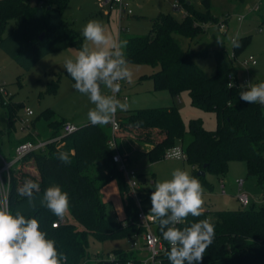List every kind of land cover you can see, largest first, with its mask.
<instances>
[{"label":"trees","instance_id":"1","mask_svg":"<svg viewBox=\"0 0 264 264\" xmlns=\"http://www.w3.org/2000/svg\"><path fill=\"white\" fill-rule=\"evenodd\" d=\"M69 1L37 0L33 5L31 0H0V49L21 68L29 70L50 53L81 47L82 37L64 21V9ZM178 1L187 9L184 21L179 22L172 15L161 13L152 19L149 35L120 38V41L127 42L125 58L128 63L157 69L151 76L156 90H169L173 97L188 92L194 107L214 112L217 129L207 131L202 121L192 119L186 130L176 107L147 108L130 112L119 120L121 130L118 137L125 131L136 130L137 141L153 146L146 156L151 162H158L176 141L189 135L191 140L184 151L185 159L192 166L193 177L199 180L203 190L213 188L207 180L208 174L222 179L233 161L245 162L248 174L264 188V105L241 100L240 92L247 87L239 86L236 78H233L232 88L226 87L231 82L234 66L221 51L214 52L216 71L208 76L195 57H207L209 53L183 48L175 35L194 41L205 32L204 24L216 22V19L210 12L211 0L202 1L206 12L195 11L187 0ZM11 23L13 26L9 30ZM43 34L45 36L41 39ZM249 40V37L235 39L233 54L237 56ZM0 102L8 122L13 124L23 104L15 105L11 100L5 104L1 95ZM43 115L48 121L53 118L48 112ZM65 124V121L50 122L53 129L50 139L60 135ZM110 137L109 125L88 123L65 137L64 142L68 141L65 147L58 148L56 143H50L45 149L30 153L24 163L32 161L36 175L24 169L12 175L10 212L15 215L19 211L28 218L37 219L40 230L47 233V238L55 241L58 252L67 257L66 264H143L141 255L133 249L115 251L112 261L92 258L88 253L90 235L105 241L134 237L142 232L138 226L139 206L129 195L126 176L113 162ZM26 141H36V138L29 134L17 141L13 149ZM71 150L75 151L74 155L70 154ZM61 152L68 153V163L58 159ZM200 170L206 172L204 177L197 175ZM143 176L145 174L139 173L140 196L145 201L154 189L147 188ZM26 179L40 184L32 205L17 192ZM111 181L118 184L126 212L124 220H112L107 216V205L101 192ZM52 185H59L68 193L69 207L63 218L54 215L41 203L45 189ZM67 212L73 223L67 222ZM61 219H66V223L53 227V223ZM205 219L214 225L215 236L201 264H264V206L220 210L206 205L202 215H189L176 226L183 229ZM123 221L127 223L126 227H123ZM156 232L162 236L159 226ZM167 252L160 256V264H170Z\"/></svg>","mask_w":264,"mask_h":264},{"label":"rangeland","instance_id":"2","mask_svg":"<svg viewBox=\"0 0 264 264\" xmlns=\"http://www.w3.org/2000/svg\"><path fill=\"white\" fill-rule=\"evenodd\" d=\"M37 0H31L34 5ZM195 11L206 12L203 0H187ZM129 8L134 16H125L120 20L117 9L110 10L104 5L102 0H70L64 9V21L68 27L82 37V45L86 43L82 36V29L90 20L100 21L106 33L120 41L130 36H147L152 29V19L161 13L172 15L177 21L183 22L187 9L176 10L174 4L182 5L178 0H128ZM210 12L216 22H206L205 32L197 36L194 41L175 35L183 48L195 52L207 51V57H195L197 64L208 76H212L216 71L214 52L221 51L227 61L234 66L233 78H236L239 86L247 87L248 84H259L264 82V0H211ZM243 17V18H242ZM241 18V20H239ZM225 28L221 30V23ZM13 23L10 24L9 30ZM262 29V32L259 30ZM249 37L247 46L234 56V40L237 38ZM81 47H69L57 52L50 53L40 59L31 69L24 70L17 61L9 57L0 49V86L5 88L9 100L13 104H23L17 111V116L13 124L7 120L5 109L0 102V150L7 159H11L14 154L12 148L17 141H21L33 134L35 138L45 141L52 137L53 129L50 122L65 121L72 123L76 127L84 126L88 123L87 113L93 108L88 97L82 95L74 89V82L67 76L64 69V60L74 58ZM255 59L256 65L244 66V59ZM128 68L132 73V82L121 81V88L116 97L122 102H127L130 107L126 112L117 111L115 116L121 120L128 113L140 109H153L163 107H176L188 130L189 122L192 119L202 121L203 127L207 131L217 129V117L212 111H206L194 107L191 103L188 92H182L179 96L173 97L169 90H156L154 80L151 76L157 70L150 65H138L128 63ZM102 87V92L111 95L110 90ZM128 98L126 101L125 99ZM4 100V99H3ZM26 110L33 111L31 120V130L23 132L20 128L19 119L23 118ZM48 112L53 115L51 121L44 117ZM137 131H125L126 138L119 139V151L122 154H131L133 165L141 174H145L142 179H146L147 188L154 189L156 182L171 179L174 169L186 170L193 176V168L185 159V149L191 140L187 135L184 140L176 141L173 148L180 149L182 156L164 157L158 162H151L150 159L141 152L133 153V144L137 141ZM63 134V130L61 131ZM68 141L58 146L63 148ZM172 148V149H173ZM169 151V150H168ZM168 153V152H167ZM71 155L75 154L71 150ZM134 154V155H133ZM30 168V162L27 163ZM28 171V170H27ZM33 175L34 172L29 171ZM155 176L154 181L152 176ZM226 183L227 195L221 193L222 188L219 178L208 174L207 180L213 186L212 189L204 188L203 207L211 205L220 210H239L245 207L240 203L238 195L240 191L231 189V183L237 180H244L245 191L249 195L257 196L258 206H264V188L259 186L257 179L248 174L247 164L243 161H233L229 165V171L223 177ZM154 182V184H152ZM103 200L107 205L108 218L115 220L125 218V209L118 192L116 181H111L103 191ZM142 206L149 213L151 209L150 198L142 202ZM68 223L74 221L67 212ZM136 240L134 237L109 239L105 241L97 240L93 235L89 236L88 253L92 258L101 257L108 259L114 252L123 249L130 250Z\"/></svg>","mask_w":264,"mask_h":264},{"label":"clouds","instance_id":"3","mask_svg":"<svg viewBox=\"0 0 264 264\" xmlns=\"http://www.w3.org/2000/svg\"><path fill=\"white\" fill-rule=\"evenodd\" d=\"M81 34L86 43L74 58L64 60V69L75 81L74 89L87 96L94 105L87 113L91 125H109L114 123L118 110L126 112L130 107L116 97L121 81L132 82L124 53L127 42L106 33L98 20L88 21ZM101 86L112 94H104ZM233 86L231 82L226 85L227 88ZM240 99L249 104L264 105V82L248 84L247 89L240 92ZM168 155L179 159L182 153L173 148ZM58 159L68 163L69 155L61 152ZM39 191L40 184L32 179H26L17 189L18 195L26 198L30 205ZM203 191L199 180L180 168L173 170L171 179L154 185L151 209L146 217L158 222L163 239L170 246L167 252L170 264H201L213 242L215 228L207 219L183 229L176 226L189 215H202ZM41 203L63 218L69 207V196L59 185H52L45 189ZM66 260L67 257L58 252L55 241L40 230L37 219L28 218L19 211L13 215L6 205L0 204V264H66Z\"/></svg>","mask_w":264,"mask_h":264},{"label":"built area","instance_id":"4","mask_svg":"<svg viewBox=\"0 0 264 264\" xmlns=\"http://www.w3.org/2000/svg\"><path fill=\"white\" fill-rule=\"evenodd\" d=\"M104 5L110 7V10L117 9L120 20L125 16H133L132 10L129 8L128 0H102ZM173 8L176 10L184 8L182 5L174 4ZM187 14V12H186ZM243 18V17H242ZM241 20V18L239 19ZM221 30L225 28L224 22L221 23L220 27ZM262 32V29L259 30ZM235 56V55H234ZM236 57V56H235ZM244 66L248 65H256L257 61L253 58L251 59H244L242 61ZM231 83L233 82V76H230ZM121 84V82H120ZM118 94V93H117ZM0 95L4 99V103L7 104L9 102L8 93H6L5 88L0 86ZM126 101L128 98L125 99ZM33 111L26 110L25 115L23 118L19 119L20 128L23 132L30 131L31 125L33 121L31 117L33 116ZM111 127V137L109 140V146L112 150H114L113 155V162L117 165L119 171L124 173L127 178L129 184V195L133 197L136 201V204L139 206L138 212V226L142 229L141 233L134 235V240L132 244L133 250H136L141 255L143 264H160V256L166 253L170 246L167 241L163 239V236L157 234L156 229L159 226L158 222H153L149 220L146 216L148 212L142 206V199L140 196L141 191V182L139 178V172L131 163V160L128 155L122 154L119 151L118 145V133L121 130L120 121L117 117H114V123L109 124ZM76 127L72 123H66L63 127V134H60L52 139L47 141H26L20 143L15 149L12 158L9 160L7 159L4 154L0 151V204L6 205L8 210L10 211V194L12 188V178L13 173L17 171H21L24 166L25 158L32 152L40 151L45 149L46 146L50 143H56L57 146H60L64 143V139L67 135L72 134L77 130ZM31 134V133H30ZM168 156V153L165 157ZM185 156V155H184ZM237 184L239 186V195L238 199L240 203L244 207L249 206V195L244 190V180H238ZM222 194L227 195L225 185H221ZM66 219H61L53 223V227H58L59 225L65 224ZM55 225V226H54ZM127 223L123 221V227H126ZM108 260H114V256L112 255Z\"/></svg>","mask_w":264,"mask_h":264},{"label":"crops","instance_id":"5","mask_svg":"<svg viewBox=\"0 0 264 264\" xmlns=\"http://www.w3.org/2000/svg\"><path fill=\"white\" fill-rule=\"evenodd\" d=\"M134 16V15H133ZM120 138H126V135L124 136V134H122V136L120 137ZM120 138H118V145H119V139ZM37 140H39L38 138H36ZM49 140V139H48ZM42 141V140H41ZM45 141H47V140H45ZM133 146V153H135V152H141V153H143V154H147V152L150 150V148H152L153 146L152 145H150V144H148V143H144V144H140V143H136V145H132ZM12 148H14V146L12 147ZM125 155H128L129 156V158H130V160H131V163L133 164L134 162H133V160H132V155L129 153V154H125ZM134 155V154H133ZM134 166V165H133ZM25 171H32V172H34V174H36V168H35V166H34V163L31 161L30 162V168H29V166L27 165V164H25V166H24V168H23ZM238 181V180H237ZM237 181H234V182H232L231 183V189L232 190H234L235 188H237L238 190H239V186H238V184H237ZM219 182H220V184L222 185V184H224L225 185V187L227 186L226 185V183L224 182V179L222 178V179H220L219 180ZM116 184H117V182H116ZM245 184H246V182L244 181V190H245ZM107 187V185L102 189V197H103V191H104V189ZM117 188H118V192H119V194H120V190H119V187H118V184H117ZM226 189V188H225ZM221 193H222V191H221ZM248 193V192H247ZM254 196H252L253 197V199L251 200V203H250V201H249V206H251V205H256V206H258L259 204L257 203V196L255 195V194H253ZM120 197H121V200H122V204H123V206H124V203H123V199H122V196H121V194H120ZM125 209V208H124ZM125 218H126V214H125ZM124 218V219H125ZM124 219H120V218H116V220H124Z\"/></svg>","mask_w":264,"mask_h":264},{"label":"water","instance_id":"6","mask_svg":"<svg viewBox=\"0 0 264 264\" xmlns=\"http://www.w3.org/2000/svg\"><path fill=\"white\" fill-rule=\"evenodd\" d=\"M44 36H45V34H43V35L41 36V39H43ZM197 175H198V176H202V177H204V176L206 175V172H205L204 170H200V171L197 173Z\"/></svg>","mask_w":264,"mask_h":264}]
</instances>
